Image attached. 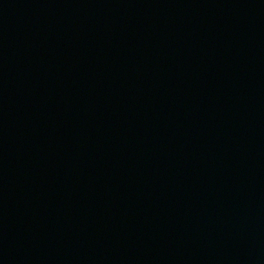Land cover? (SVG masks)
<instances>
[{
    "label": "water",
    "instance_id": "water-1",
    "mask_svg": "<svg viewBox=\"0 0 264 264\" xmlns=\"http://www.w3.org/2000/svg\"><path fill=\"white\" fill-rule=\"evenodd\" d=\"M0 264H264V0H0Z\"/></svg>",
    "mask_w": 264,
    "mask_h": 264
}]
</instances>
